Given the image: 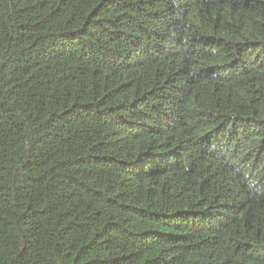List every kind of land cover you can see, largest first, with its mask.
Instances as JSON below:
<instances>
[{
	"label": "trees",
	"instance_id": "obj_1",
	"mask_svg": "<svg viewBox=\"0 0 264 264\" xmlns=\"http://www.w3.org/2000/svg\"><path fill=\"white\" fill-rule=\"evenodd\" d=\"M0 264H264V0H0Z\"/></svg>",
	"mask_w": 264,
	"mask_h": 264
}]
</instances>
